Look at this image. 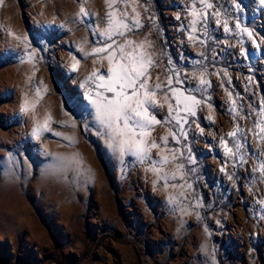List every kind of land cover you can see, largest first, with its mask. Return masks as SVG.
I'll list each match as a JSON object with an SVG mask.
<instances>
[{"label":"rangeland","instance_id":"1","mask_svg":"<svg viewBox=\"0 0 264 264\" xmlns=\"http://www.w3.org/2000/svg\"><path fill=\"white\" fill-rule=\"evenodd\" d=\"M141 64L160 123L118 133L92 101ZM262 128L261 0H4L0 264H264Z\"/></svg>","mask_w":264,"mask_h":264},{"label":"snow or ice","instance_id":"2","mask_svg":"<svg viewBox=\"0 0 264 264\" xmlns=\"http://www.w3.org/2000/svg\"><path fill=\"white\" fill-rule=\"evenodd\" d=\"M3 3H4V0H0V5H2ZM261 3H264V0H261ZM208 7H211V5H208ZM81 13H84V15L86 16L89 15L88 13H85V10L83 8H81ZM122 15L126 18L128 13L123 12ZM109 16L113 17L114 13H109ZM111 23L112 21H110V30H107L104 33V35L109 40L114 34H119V35L124 34L123 32H118V29L120 27L128 28L127 24L123 23V21H120L119 23H117L116 29H111ZM136 23H139V21L137 20ZM111 46H112L111 44L108 45V47H111ZM120 50L121 52H123V47H121ZM106 51H107V48H97L93 50V53H88L86 54V56L92 55L96 52H106ZM113 57H115V52L110 53L109 57H105V58L109 59V63L111 64ZM73 59H75V57H73ZM121 59H124L123 55L121 56ZM78 64H79V61H76V63L72 65L73 70L77 68ZM117 67L119 70H116L113 68L109 69V71L112 72V76L109 77V80L111 81V83L107 87L108 91L115 92L116 98L113 100H109L106 106L99 104L95 100H93L92 103L97 104L98 110H101V114L104 115L111 123L117 124L118 133L122 132L123 129H128L129 131H131V128L129 127L131 125L133 128L140 129L141 135L143 136L144 130L147 129L150 125L160 123V121L155 118V115L149 116L148 114L149 109L145 107V103L147 102L154 103V100H151V97H154L155 93L154 92L149 93L147 91L146 81L140 82L139 88L145 89L144 98L143 100L137 99L134 103H132L130 102L132 101V97L137 96L138 92L134 90L132 95L129 96L126 94L125 90L128 88L136 89L137 81L139 80L140 77L145 75L146 68L144 67L143 64L140 65V68H136L135 66H133L131 69H129L125 65H118ZM133 72L136 74L135 78H133L132 76ZM94 75L95 73H93V76ZM89 79H92V77L90 76ZM100 79L103 80L104 77L101 76ZM168 83L171 84V80H169ZM117 84L119 85V88H120L119 91H117L116 89ZM156 87L160 88L161 86L156 85ZM172 91L175 94L177 103L178 104L183 103L184 110L186 112H189L191 115L195 116L196 113L194 111V106L198 105L200 101L196 100L194 97L183 96V93H179L175 89H173ZM169 108H170L169 114H171V105H169ZM28 110L29 109L26 104L24 111H28ZM119 121H123V129L119 128L118 126ZM254 126H258V125L254 124ZM261 131H264V128H262ZM134 135L135 133H133V136ZM229 135L235 136L236 133L232 132V133H229ZM121 143L127 148V150L131 151L134 155H137V156H143V154L146 151V149L143 147V144H144L143 139L136 141L134 144L130 143L127 139L122 140ZM157 146L158 145H156L155 143L151 145V147H157ZM225 147L230 154H233L232 149L227 147V143H225ZM234 147L236 148L238 152L241 148V144L235 143ZM164 159H165V162H167V157H165ZM260 171L264 172V164L261 165Z\"/></svg>","mask_w":264,"mask_h":264}]
</instances>
